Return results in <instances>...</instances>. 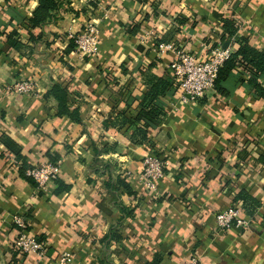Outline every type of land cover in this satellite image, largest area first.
<instances>
[{"label":"crops","instance_id":"crops-1","mask_svg":"<svg viewBox=\"0 0 264 264\" xmlns=\"http://www.w3.org/2000/svg\"><path fill=\"white\" fill-rule=\"evenodd\" d=\"M38 7L0 0V264H60L64 254L71 264H264V96L235 72L227 96L214 91L187 106L163 98L159 125L145 128L149 141L131 139L144 128L143 96L177 58L161 46L201 58L243 41L262 51L264 0H61L33 26ZM89 24L99 30L98 54L83 58L69 51V34ZM13 31L18 47L7 42ZM22 82L30 93L12 91ZM54 85L80 121L58 115ZM7 143L26 168L12 164ZM151 152L168 163L158 194L140 178ZM49 156L59 159L58 185L38 193L26 175ZM118 179L135 196L112 192ZM241 192L259 202L254 216L234 202ZM231 207L250 224L219 232L216 216ZM15 216L44 241L45 257L14 248Z\"/></svg>","mask_w":264,"mask_h":264},{"label":"built area","instance_id":"built-area-1","mask_svg":"<svg viewBox=\"0 0 264 264\" xmlns=\"http://www.w3.org/2000/svg\"><path fill=\"white\" fill-rule=\"evenodd\" d=\"M98 27L89 24L80 33H70L69 40L75 44V52L81 57H94L98 54ZM165 50L176 52V60L171 65L170 70L176 78L178 84L177 93L172 96L183 105H194L200 99L215 91V83L219 70L230 58L231 51L223 49L222 46L208 49L205 58L195 54L176 50L171 45L161 46ZM12 91L17 94H28L32 91V83L22 82L11 86ZM144 168L141 179L144 181L146 190L149 193L158 194V182L164 176L168 163L154 153L145 157ZM13 165H18L12 160ZM60 164L45 162L28 171V176L35 179L38 193H47L49 187L58 178ZM241 211L236 207H231L216 216L218 231H224L234 225L248 227L250 222L240 217ZM17 226L18 236L14 246L22 255H37L40 258L46 255L45 243H39L35 236L27 231V220L22 216L13 218ZM60 264H71L72 256L64 254L60 257ZM189 264H199L196 258H192Z\"/></svg>","mask_w":264,"mask_h":264},{"label":"trees","instance_id":"trees-1","mask_svg":"<svg viewBox=\"0 0 264 264\" xmlns=\"http://www.w3.org/2000/svg\"><path fill=\"white\" fill-rule=\"evenodd\" d=\"M39 7L34 13L33 18L30 20V23L33 26H39L46 23L50 17L51 12L58 9L61 0H37ZM229 33L231 35L235 34V29L230 26L231 23L227 22ZM3 34L0 33V36ZM17 36V31H13L10 35L7 36V42L13 47H18L20 42L14 39ZM75 44L71 41L69 51L75 50ZM216 48V47H212ZM235 72H238L239 78L236 79L240 81L244 80L246 83L255 90L257 96H264V87L260 83V79L264 78V50L260 51L253 48L247 41H243L240 48L231 53L230 58L224 63L222 68L219 70L218 78L215 83V91L222 96L228 95V88L226 87V81L229 78H235ZM178 84L176 78L168 70L165 76L156 77L153 83L149 86L148 91L143 96L141 102V112L139 113L136 121L139 123L144 122V128H134V132L131 135L133 142L137 144H143L149 141L148 128H156L159 125V120L163 116L164 112V103L161 101L167 96H174L177 93ZM49 96L53 97L58 102V115L59 116H68L72 120L80 121L78 114L76 112L70 113L67 107V90L61 85H54L49 91ZM147 128V129H145ZM9 150L14 156L17 163H21V168H26L27 165L21 157L20 153L16 152L14 148L10 147ZM50 155V154H49ZM159 156V155H157ZM59 161L58 158H52L49 156V161L53 164H57ZM34 169V168H33ZM31 169V170H33ZM28 175V172H27ZM26 177L33 183L37 188V183L34 178L27 176ZM24 177V178H26ZM26 178V179H27ZM58 185V179L54 181ZM115 186L116 189H119V186L125 188L130 196H135V193L131 191L130 186L126 185L122 179H118L116 184H109L111 191H116L112 187ZM57 192V189L55 190ZM242 202L244 209L248 215L254 216V211L260 206L259 202L253 199L250 196H247L244 192H241L238 196L234 198V202ZM17 227V226H16ZM27 231L30 232L29 227L27 226ZM39 243H43L41 239L36 237ZM16 249V247L14 246ZM17 250V249H16ZM18 251V250H17ZM19 252V251H18ZM160 260L157 258L153 264H159Z\"/></svg>","mask_w":264,"mask_h":264},{"label":"water","instance_id":"water-1","mask_svg":"<svg viewBox=\"0 0 264 264\" xmlns=\"http://www.w3.org/2000/svg\"><path fill=\"white\" fill-rule=\"evenodd\" d=\"M223 49H225V50H226V49H228V48H227V47H223Z\"/></svg>","mask_w":264,"mask_h":264}]
</instances>
